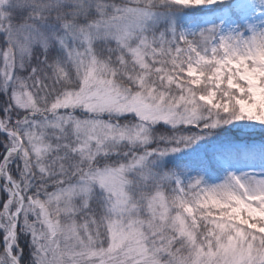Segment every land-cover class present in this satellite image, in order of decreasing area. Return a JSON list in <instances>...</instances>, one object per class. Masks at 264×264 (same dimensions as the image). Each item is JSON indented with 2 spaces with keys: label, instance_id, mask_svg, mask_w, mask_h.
I'll use <instances>...</instances> for the list:
<instances>
[{
  "label": "snow or ice",
  "instance_id": "obj_1",
  "mask_svg": "<svg viewBox=\"0 0 264 264\" xmlns=\"http://www.w3.org/2000/svg\"><path fill=\"white\" fill-rule=\"evenodd\" d=\"M0 264H264V0H0Z\"/></svg>",
  "mask_w": 264,
  "mask_h": 264
},
{
  "label": "trees",
  "instance_id": "obj_2",
  "mask_svg": "<svg viewBox=\"0 0 264 264\" xmlns=\"http://www.w3.org/2000/svg\"><path fill=\"white\" fill-rule=\"evenodd\" d=\"M203 143L204 142L202 141L199 144L194 145L191 149L184 150V152H181V156L180 157L181 158H185L187 156V154H190V153H193V152H199L201 150V145ZM206 179H208L209 181H212V182H218L221 179H223V174H216V175L207 174L206 175Z\"/></svg>",
  "mask_w": 264,
  "mask_h": 264
},
{
  "label": "rangeland",
  "instance_id": "obj_3",
  "mask_svg": "<svg viewBox=\"0 0 264 264\" xmlns=\"http://www.w3.org/2000/svg\"><path fill=\"white\" fill-rule=\"evenodd\" d=\"M178 157H180L181 156V153H177L176 154ZM209 182H212V181H209ZM219 182V181H218Z\"/></svg>",
  "mask_w": 264,
  "mask_h": 264
}]
</instances>
